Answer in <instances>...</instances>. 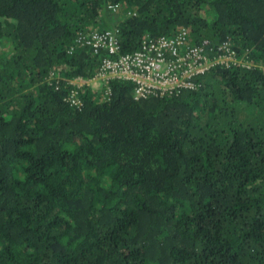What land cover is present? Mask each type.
<instances>
[{
  "label": "trees",
  "instance_id": "16d2710c",
  "mask_svg": "<svg viewBox=\"0 0 264 264\" xmlns=\"http://www.w3.org/2000/svg\"><path fill=\"white\" fill-rule=\"evenodd\" d=\"M114 17L118 54L77 43ZM180 30L236 61L93 80ZM0 264H264V0H0Z\"/></svg>",
  "mask_w": 264,
  "mask_h": 264
},
{
  "label": "built area",
  "instance_id": "2783aa9c",
  "mask_svg": "<svg viewBox=\"0 0 264 264\" xmlns=\"http://www.w3.org/2000/svg\"><path fill=\"white\" fill-rule=\"evenodd\" d=\"M118 9L119 5L108 6L111 12H117ZM76 41L93 48L94 53L102 49L110 55L118 54L120 46L119 31L115 28L79 36ZM205 49L206 42L200 46H190L186 30H180L171 38H147L134 53L119 56L114 61L104 60L93 80L114 77L130 81L136 85L133 92L135 100L164 97L181 88H193L190 80L210 68L216 65L228 67L236 61L235 53L228 43L219 46V53L214 56L207 55ZM72 84L75 88L71 91L68 102L78 106L77 89L82 87L83 82L78 78Z\"/></svg>",
  "mask_w": 264,
  "mask_h": 264
},
{
  "label": "rangeland",
  "instance_id": "374dc122",
  "mask_svg": "<svg viewBox=\"0 0 264 264\" xmlns=\"http://www.w3.org/2000/svg\"><path fill=\"white\" fill-rule=\"evenodd\" d=\"M117 19V18H116ZM116 20H115V17L114 18H108V20H107V23H106V25H107V27H108V29H113V28H115V26H116ZM115 24V25H114ZM107 29V30H108ZM99 81V83H101L100 81H101V79H98ZM98 84V83H97ZM97 86V85H96Z\"/></svg>",
  "mask_w": 264,
  "mask_h": 264
}]
</instances>
